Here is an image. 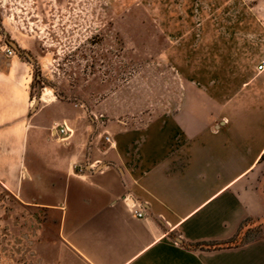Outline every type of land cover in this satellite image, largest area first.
<instances>
[{"label": "crops", "instance_id": "0c3cea01", "mask_svg": "<svg viewBox=\"0 0 264 264\" xmlns=\"http://www.w3.org/2000/svg\"><path fill=\"white\" fill-rule=\"evenodd\" d=\"M258 64L242 70L224 52L215 76L192 80L184 109L129 128L98 123L96 114L60 115L55 101L33 110L17 61L8 63L0 74V244L4 230L10 247L51 239L68 264H264V238L189 246L228 241L244 221L264 219ZM62 122L71 134L53 136ZM126 193L145 218L130 213Z\"/></svg>", "mask_w": 264, "mask_h": 264}, {"label": "rangeland", "instance_id": "374dc122", "mask_svg": "<svg viewBox=\"0 0 264 264\" xmlns=\"http://www.w3.org/2000/svg\"><path fill=\"white\" fill-rule=\"evenodd\" d=\"M224 52L242 70L264 60V0H0V74L17 61L33 110L143 127L184 109ZM241 227L240 244L264 238V219ZM7 233L0 264H68L53 240L10 247Z\"/></svg>", "mask_w": 264, "mask_h": 264}, {"label": "built area", "instance_id": "2783aa9c", "mask_svg": "<svg viewBox=\"0 0 264 264\" xmlns=\"http://www.w3.org/2000/svg\"><path fill=\"white\" fill-rule=\"evenodd\" d=\"M7 53L9 55L12 54L11 50H7ZM257 72H260L262 70H264V60L261 61L258 65H257ZM93 117L95 119L98 118H102V115H93ZM51 134L55 137H58V134H66L65 136H68L69 134H71V130L70 128L67 126V124L65 122H62L60 124H54L51 127ZM63 139V138H62ZM105 140H109V135L106 134L105 136ZM97 162V161H95ZM82 167L80 165H78V169L80 170ZM122 201L124 202V204L127 206L128 210L130 211V213H132L136 218H145L146 217V213H145V208L143 206V204L137 200H135L130 193H126L123 197H122Z\"/></svg>", "mask_w": 264, "mask_h": 264}, {"label": "trees", "instance_id": "16d2710c", "mask_svg": "<svg viewBox=\"0 0 264 264\" xmlns=\"http://www.w3.org/2000/svg\"><path fill=\"white\" fill-rule=\"evenodd\" d=\"M244 227V226H243ZM243 227H241L236 234V236L228 241L221 242V243H215V244H205V243H198V244H191L189 246L194 248H200V249H212V248H223V247H232L237 246L241 243V232L243 230Z\"/></svg>", "mask_w": 264, "mask_h": 264}, {"label": "water", "instance_id": "95a60500", "mask_svg": "<svg viewBox=\"0 0 264 264\" xmlns=\"http://www.w3.org/2000/svg\"><path fill=\"white\" fill-rule=\"evenodd\" d=\"M8 44L11 46V47H13L17 52H19V50H18V48H17V46H16V44L14 43V42H12V41H8ZM27 55V54H26ZM28 56V55H27ZM29 57V56H28Z\"/></svg>", "mask_w": 264, "mask_h": 264}, {"label": "bare ground", "instance_id": "6f19581e", "mask_svg": "<svg viewBox=\"0 0 264 264\" xmlns=\"http://www.w3.org/2000/svg\"><path fill=\"white\" fill-rule=\"evenodd\" d=\"M42 100V99H41Z\"/></svg>", "mask_w": 264, "mask_h": 264}]
</instances>
